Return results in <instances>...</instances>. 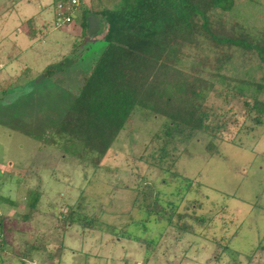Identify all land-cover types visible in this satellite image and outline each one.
<instances>
[{"label":"rangeland","instance_id":"rangeland-1","mask_svg":"<svg viewBox=\"0 0 264 264\" xmlns=\"http://www.w3.org/2000/svg\"><path fill=\"white\" fill-rule=\"evenodd\" d=\"M238 9L251 29L264 25V0ZM55 14L52 0H0V264H264V115L255 124L236 94L211 96L215 114L224 111L209 118L214 148L198 135L169 149L166 170L150 162L163 120L144 121L139 109L97 166L65 155L44 124L57 122L104 44L82 45L91 14L58 27ZM153 199L162 214L145 210ZM179 213L209 220L184 232Z\"/></svg>","mask_w":264,"mask_h":264},{"label":"trees","instance_id":"trees-1","mask_svg":"<svg viewBox=\"0 0 264 264\" xmlns=\"http://www.w3.org/2000/svg\"><path fill=\"white\" fill-rule=\"evenodd\" d=\"M242 1L98 0L83 7L81 24L87 14L100 17L104 46L76 94L69 95L57 122L44 124V139L65 155L82 162L90 158L97 166L139 109L144 121L163 120L151 136L155 148L150 150V162L166 170L164 158L173 161L175 157L169 149L188 144L198 135H210L206 145L214 148L218 125H211L209 118L223 117L224 111L219 108L215 114L208 104L211 96L227 102L229 95L236 94L243 106L257 113L254 123L261 124L264 25L253 30L248 18L238 17ZM65 60L47 65L40 75L51 78L64 69ZM247 96L252 97L250 101ZM185 187L189 190L191 182ZM151 194L149 187L144 195ZM144 208L154 214L164 211L157 199L149 200ZM166 214L172 217L174 213ZM177 216L176 227L191 233L209 220L194 215L190 224L185 219L188 215Z\"/></svg>","mask_w":264,"mask_h":264},{"label":"built area","instance_id":"built-area-1","mask_svg":"<svg viewBox=\"0 0 264 264\" xmlns=\"http://www.w3.org/2000/svg\"><path fill=\"white\" fill-rule=\"evenodd\" d=\"M88 1L90 0H52V7L55 11L54 24L61 26V24H69L75 15L80 13L83 7L89 8Z\"/></svg>","mask_w":264,"mask_h":264},{"label":"water","instance_id":"water-1","mask_svg":"<svg viewBox=\"0 0 264 264\" xmlns=\"http://www.w3.org/2000/svg\"><path fill=\"white\" fill-rule=\"evenodd\" d=\"M101 23L102 21L99 16L90 15L87 18L86 36L82 45L95 43L98 40H100V42L104 44L103 38L99 39L98 37V33L101 30ZM101 35L103 37V33H101Z\"/></svg>","mask_w":264,"mask_h":264},{"label":"crops","instance_id":"crops-1","mask_svg":"<svg viewBox=\"0 0 264 264\" xmlns=\"http://www.w3.org/2000/svg\"><path fill=\"white\" fill-rule=\"evenodd\" d=\"M39 5V4H38Z\"/></svg>","mask_w":264,"mask_h":264},{"label":"flooded vegetation","instance_id":"flooded-vegetation-1","mask_svg":"<svg viewBox=\"0 0 264 264\" xmlns=\"http://www.w3.org/2000/svg\"><path fill=\"white\" fill-rule=\"evenodd\" d=\"M99 34V33H98Z\"/></svg>","mask_w":264,"mask_h":264}]
</instances>
